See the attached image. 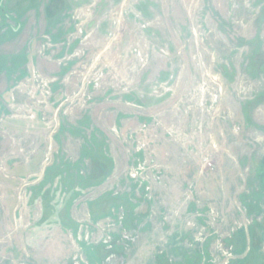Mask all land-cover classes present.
I'll return each mask as SVG.
<instances>
[{
  "label": "rangeland",
  "instance_id": "1",
  "mask_svg": "<svg viewBox=\"0 0 264 264\" xmlns=\"http://www.w3.org/2000/svg\"><path fill=\"white\" fill-rule=\"evenodd\" d=\"M262 228L264 0H0V264H220Z\"/></svg>",
  "mask_w": 264,
  "mask_h": 264
},
{
  "label": "flooded vegetation",
  "instance_id": "2",
  "mask_svg": "<svg viewBox=\"0 0 264 264\" xmlns=\"http://www.w3.org/2000/svg\"><path fill=\"white\" fill-rule=\"evenodd\" d=\"M255 233V234H254ZM253 240L257 246L253 249L251 254H249L251 250V246L247 243V237L245 232H241L239 234V251L236 254L235 252H232L231 250H227V253L225 252L224 258L222 263L220 264H264V228L258 232H254ZM238 241L234 238V244H236ZM246 252V253H245ZM235 256H239L238 258H234ZM232 259V260H231Z\"/></svg>",
  "mask_w": 264,
  "mask_h": 264
},
{
  "label": "built area",
  "instance_id": "3",
  "mask_svg": "<svg viewBox=\"0 0 264 264\" xmlns=\"http://www.w3.org/2000/svg\"><path fill=\"white\" fill-rule=\"evenodd\" d=\"M129 236H130V235H127V236H125V237H127V239H129V238L131 237V236H130V237H129ZM128 237H129V238H128Z\"/></svg>",
  "mask_w": 264,
  "mask_h": 264
}]
</instances>
